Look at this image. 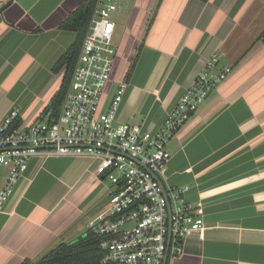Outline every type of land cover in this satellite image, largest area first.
<instances>
[{
    "label": "crops",
    "instance_id": "crops-1",
    "mask_svg": "<svg viewBox=\"0 0 264 264\" xmlns=\"http://www.w3.org/2000/svg\"><path fill=\"white\" fill-rule=\"evenodd\" d=\"M83 1L0 0V123L13 108L37 118L56 93L63 68L54 66L75 40L60 25ZM123 1L106 88L109 98L127 83L119 121L154 129L213 55L214 71L231 68L167 144L163 183L188 186L186 203L204 218L167 264H264V0ZM95 164L30 159L0 214V264L38 260L86 234L108 202Z\"/></svg>",
    "mask_w": 264,
    "mask_h": 264
},
{
    "label": "built area",
    "instance_id": "built-area-1",
    "mask_svg": "<svg viewBox=\"0 0 264 264\" xmlns=\"http://www.w3.org/2000/svg\"><path fill=\"white\" fill-rule=\"evenodd\" d=\"M116 0H96L58 115L31 121L13 108L0 123V214L29 161L36 156H86L96 161L95 176L108 182L106 207L89 228L103 236L104 263L163 264L184 240L204 227L201 210L186 203L188 186H165L171 154L167 144L198 106L231 72L207 62L176 105L154 129L117 118L126 81L111 97L106 88L116 60L113 44ZM163 183V186H162Z\"/></svg>",
    "mask_w": 264,
    "mask_h": 264
},
{
    "label": "trees",
    "instance_id": "trees-1",
    "mask_svg": "<svg viewBox=\"0 0 264 264\" xmlns=\"http://www.w3.org/2000/svg\"><path fill=\"white\" fill-rule=\"evenodd\" d=\"M95 2L96 0H84L60 25L61 29L73 31L75 40L54 66L56 71L63 68V74L58 90L40 113L42 116H47L49 121L58 115L77 55L87 32ZM259 40L264 45V30L259 35ZM20 121V117L15 120L16 123ZM102 240L101 234L89 228L86 234L79 239L61 242L38 260L25 259L20 264H118L102 262L105 254L101 247Z\"/></svg>",
    "mask_w": 264,
    "mask_h": 264
},
{
    "label": "rangeland",
    "instance_id": "rangeland-1",
    "mask_svg": "<svg viewBox=\"0 0 264 264\" xmlns=\"http://www.w3.org/2000/svg\"><path fill=\"white\" fill-rule=\"evenodd\" d=\"M117 2H118V8H122V5H123L124 1L123 0H118Z\"/></svg>",
    "mask_w": 264,
    "mask_h": 264
},
{
    "label": "water",
    "instance_id": "water-1",
    "mask_svg": "<svg viewBox=\"0 0 264 264\" xmlns=\"http://www.w3.org/2000/svg\"><path fill=\"white\" fill-rule=\"evenodd\" d=\"M163 186V183H162ZM168 249L166 250V254H165V258H164V263L163 264H167V257H168Z\"/></svg>",
    "mask_w": 264,
    "mask_h": 264
},
{
    "label": "bare ground",
    "instance_id": "bare-ground-1",
    "mask_svg": "<svg viewBox=\"0 0 264 264\" xmlns=\"http://www.w3.org/2000/svg\"><path fill=\"white\" fill-rule=\"evenodd\" d=\"M168 253V252H167ZM168 257H169V254H168ZM168 257H167V259H168Z\"/></svg>",
    "mask_w": 264,
    "mask_h": 264
}]
</instances>
